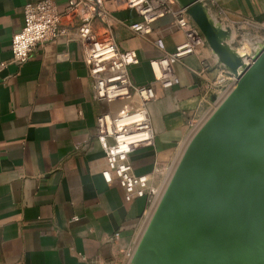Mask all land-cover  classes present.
Returning a JSON list of instances; mask_svg holds the SVG:
<instances>
[{"label": "crops", "instance_id": "crops-1", "mask_svg": "<svg viewBox=\"0 0 264 264\" xmlns=\"http://www.w3.org/2000/svg\"><path fill=\"white\" fill-rule=\"evenodd\" d=\"M37 1L0 0V64L11 59L23 7ZM57 3L62 9L65 1ZM203 3L209 18L230 31L231 48L249 33L257 47L264 39V0ZM111 16L119 48L138 57L129 68L132 83L155 92L147 106L153 146L132 152L129 161L133 173L146 176L149 188L160 193L175 159L218 105V91L203 86L225 69L205 43L172 66L178 85L164 89L150 63L183 43L173 19L158 20L150 35L140 37L129 28L140 21L134 10L120 8ZM63 25L66 36L37 48L22 66L8 63L0 72V264H129L125 255L134 252L152 207L148 197L126 202L123 190L101 175L105 159L95 124L112 106L93 99L79 21Z\"/></svg>", "mask_w": 264, "mask_h": 264}, {"label": "water", "instance_id": "water-1", "mask_svg": "<svg viewBox=\"0 0 264 264\" xmlns=\"http://www.w3.org/2000/svg\"><path fill=\"white\" fill-rule=\"evenodd\" d=\"M233 90L193 133L129 264H264V45L251 63L202 0H176Z\"/></svg>", "mask_w": 264, "mask_h": 264}, {"label": "built area", "instance_id": "built-area-1", "mask_svg": "<svg viewBox=\"0 0 264 264\" xmlns=\"http://www.w3.org/2000/svg\"><path fill=\"white\" fill-rule=\"evenodd\" d=\"M64 1L62 9L57 0L29 2L23 7V25L20 32L12 36L11 59L8 63L22 66L37 48L67 35L63 20L70 23L79 21L78 42L83 63L93 82V99L112 106L111 110L96 118L95 124L96 139L105 159L101 175L107 185H116L123 190L128 203L148 197L153 211L163 191L159 193L150 189L146 176L133 173L129 156L140 148L153 146L154 134L147 106L156 96L151 86H135L132 83L129 68L138 64V57L133 50L123 51L119 48L114 37L111 14L120 8L134 10L140 21L129 28L140 37L150 35L152 25L158 20L165 17L173 19L176 28L184 36L183 43L176 47L174 53H165L150 63L154 80L164 89L178 85L172 66L194 54L205 41L176 0ZM95 21L100 24L97 29L93 27ZM263 45L264 39L247 55V63L252 62ZM155 46L164 50L161 39L155 41ZM8 63L0 64V72ZM235 84V77L225 70L213 83L204 85L203 90L218 91L216 98L219 104ZM132 255L133 252H127L125 257L130 260Z\"/></svg>", "mask_w": 264, "mask_h": 264}, {"label": "rangeland", "instance_id": "rangeland-1", "mask_svg": "<svg viewBox=\"0 0 264 264\" xmlns=\"http://www.w3.org/2000/svg\"><path fill=\"white\" fill-rule=\"evenodd\" d=\"M248 37H250L249 39L247 38L246 40H244V42L242 44H235V48L234 50L236 51V53L239 55V56H246L249 55L253 49H255L257 47V44H256V41L255 40H251V39H254V34L252 33H249L247 34ZM233 49V48H232ZM215 109V108H214ZM183 152V151H182ZM182 152L179 154V156H177V158L175 159L173 165H172V171H171V174L182 154ZM170 174V175H171ZM164 189V188H163Z\"/></svg>", "mask_w": 264, "mask_h": 264}]
</instances>
